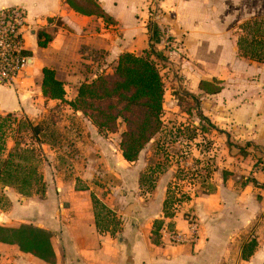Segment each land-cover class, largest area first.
Instances as JSON below:
<instances>
[{"label": "crops", "instance_id": "crops-1", "mask_svg": "<svg viewBox=\"0 0 264 264\" xmlns=\"http://www.w3.org/2000/svg\"><path fill=\"white\" fill-rule=\"evenodd\" d=\"M95 1L111 21L81 14L66 0H0V9L26 8L29 27L25 32V46L31 57L18 88L0 85L1 114L32 118L43 112L36 102L43 101L48 107L61 102L46 99L42 94L44 67L56 71L64 82L66 99L71 101L83 82L100 74L113 73L123 53L149 52L151 58L167 56L160 35L168 29L183 41L184 55L188 57L183 62L184 68L222 67L229 71L231 65H235L241 71L239 77L245 85L240 89L242 92L244 88L240 99L246 103L235 116L236 121L232 120L234 114L222 116L224 120L231 116L230 121L239 124L227 126L223 122L224 126L218 127V123L212 126L218 133L221 148L213 172L215 189L190 200L173 218H166L163 210L173 172L166 170L160 174L152 192L145 191L140 176L148 163L135 167L139 157L129 165L127 187L112 186L110 182L103 188L102 180L114 179L112 173H120L117 166L130 164L122 155L115 154L114 158L110 151L108 156H102L99 149L97 156L82 161L86 164L82 168L73 166L80 160L71 161L66 156L61 159L65 165L63 171L57 170L58 163L51 157L47 172L44 175L40 172L47 187L44 198L33 195L34 191L38 194L36 190L24 196L12 186L4 185V189L12 204L10 210L18 213V227L31 224L52 232L55 261L45 262L22 252L16 245L0 243V264H264V63L240 56L237 43L243 24L264 19V0H160L161 15H156L154 22L160 34L153 40L146 1ZM42 29L54 37L47 47L38 45L37 32ZM226 74H213L211 79L202 76L195 87L203 92L199 88L202 80L222 81L219 93H205L217 100L229 93L225 83L231 76ZM68 107L77 116H84ZM204 116L212 123L210 116ZM92 128L97 149L102 143L96 138L100 131L94 124ZM233 130L238 141L228 137L234 135ZM82 133L79 128L78 135ZM230 142L240 147L246 145L242 155L231 156ZM38 143L42 148L52 147L48 140ZM109 145L111 143L104 140L100 148L104 150ZM14 146L15 141L7 138L2 157L7 158ZM236 163L244 167L243 171L250 174L253 181L240 186L228 180L229 175L238 172ZM93 197L111 212L106 220L102 217L106 213L101 214L102 230L97 226ZM187 211L194 214L199 224L197 242L182 245L164 241L160 233L164 227L187 230L190 225L184 218Z\"/></svg>", "mask_w": 264, "mask_h": 264}, {"label": "rangeland", "instance_id": "rangeland-1", "mask_svg": "<svg viewBox=\"0 0 264 264\" xmlns=\"http://www.w3.org/2000/svg\"><path fill=\"white\" fill-rule=\"evenodd\" d=\"M144 1H146L149 10H151L152 6H150L149 2L147 0ZM153 3L154 10L152 14L161 15L159 12L160 8L158 7L160 0H155ZM155 19L156 16L151 17L149 23H152L153 29L158 30L157 26L154 24ZM262 23V29L264 30V19ZM244 26L245 29L241 26V30L238 31V33L246 36L247 39H249L248 41H250L253 36L254 25L252 21H249V23H245ZM167 30L168 29H166L165 32H168ZM175 36L180 40L179 43L182 49H184L183 41L180 36ZM246 45H248V42H246ZM166 55L167 56H155L152 58L161 71L165 85L164 109L162 113L163 128L162 131L146 145L140 154L139 164L135 165V167H142L141 164L144 162L148 163L140 176V184L145 191L152 192L158 176L167 170L174 173L170 184L172 185L171 191L173 194L177 198H182V193H185V195L191 197L190 200H193L215 189L216 176L213 172L217 165L216 157L221 148L219 146L220 140L218 133H216V130H212V126L217 123L218 127L222 124L224 126L223 122H226L227 126L239 124V122L230 121L231 116L227 118V120H224L222 116H226L227 113L234 114L232 120L236 121L237 118L235 116L239 115L240 108L246 103L245 100L240 99L244 88L242 92L240 89L245 83L244 85L241 83L239 76H242V73L235 65H231L229 71L228 68L222 67H216L214 69L209 67L184 68L183 66L185 65H183V62L188 60V57L184 55V50L182 53H179V55L174 54L171 56L168 55L167 52ZM223 72L231 76L228 83L225 81V86L229 89V93L226 92L223 96L215 100L212 96L196 89V81L201 79L202 76L211 79L213 74H222ZM251 80L255 81V79ZM36 103L43 109V112L38 114V116L23 118L22 116L12 114L16 117L17 122L9 128L8 138L13 141L17 139V128L20 126L18 123L21 121V127L23 128L22 145L23 147H34L39 151L38 167L43 175L48 170L47 163L50 162L49 159H51V157L55 158L58 163L55 165L57 170L63 171L65 165L61 159L66 156L68 159H72L71 161L80 160L79 163L73 166L74 168H82L86 167V164L82 161H86L91 156H97L99 149V154L102 156H108V152L110 151L114 158H116L115 154L122 155L119 144L122 133L126 130V125L121 119L118 121L116 131L100 132L96 137L98 138L97 141H102L100 146L104 144V140L110 142L111 145L104 150L101 149L100 146L96 149V140L94 139L95 130L92 128L94 123L88 117L77 116L72 110L70 111V108L64 102H55L56 104L52 107L44 106L47 103L44 104L43 101ZM249 103L250 101L247 100V104ZM253 103L254 102L251 103L252 106H254ZM204 115L210 116L211 122L214 123V120L216 123H210ZM257 116H259V118L262 116L261 110ZM31 123L40 124L42 129L46 130L47 136L45 139L51 144V148H42L41 144L31 138ZM255 127L258 128L259 126L255 125ZM79 128H81L83 132L80 135H78ZM233 131L234 135L230 134L228 137L230 136L231 140L238 141V135H235L237 134L236 130ZM228 146H231V156H237L246 145L243 144V146L240 147V145L230 142ZM255 156L257 157V155ZM124 165L126 166H117V168L120 169V173H118V175L112 173L114 179L102 180L101 184L103 188L108 187L106 184L110 182L113 184L112 186L119 184L120 187H127L126 173L128 168H130L129 165L132 164ZM235 166L239 168L235 170L238 172H233L231 176L229 175L228 180H231L233 184L236 182L240 186H244L247 182L253 181L250 174L243 171L244 167L241 164L236 163ZM143 174L146 176L141 179ZM120 177L124 179L122 180ZM205 178L206 180L202 182ZM39 189L38 194L34 193V191L33 195L36 194L44 198V192H41V188ZM190 200L183 201V204L178 208V212L183 210V206L190 202ZM16 203L18 204V198ZM11 207L12 204L7 197L4 185L0 184V223L3 224V226L9 225L7 227L16 228L18 227V213L14 210L11 211ZM184 218L187 220H190V218L196 219L194 214H191V211H187L184 214Z\"/></svg>", "mask_w": 264, "mask_h": 264}, {"label": "trees", "instance_id": "trees-1", "mask_svg": "<svg viewBox=\"0 0 264 264\" xmlns=\"http://www.w3.org/2000/svg\"><path fill=\"white\" fill-rule=\"evenodd\" d=\"M66 3L81 14L96 15L107 22L111 21L95 0H66ZM252 24V39L248 41L242 35L237 42L239 54L264 63L263 23L262 20H255ZM242 26L245 29L244 24ZM149 29L152 30V40L160 34L153 26ZM37 38L40 47H47L54 37L42 29L37 32ZM150 52H154L153 46ZM42 74L43 96L46 99L60 100L70 105L73 110L82 112L100 132L116 131L120 119L125 123L126 130L122 133L119 146L123 158L129 163L136 162L146 145L162 131L165 85L161 71L149 52L143 55L131 52L121 54L113 73L100 74L91 81L83 82L78 88L77 96L71 101L66 99L64 82L57 77L54 69L44 67ZM221 84L222 81L217 79L202 80L199 88L204 93L216 94L222 90ZM15 122L17 119L12 114L0 113V183L14 187L24 196H30L34 190L39 192V188L44 192L45 184L38 167L39 151L34 147H23L21 121L18 123L20 126L17 128L18 135L13 150L7 158L2 157L6 150L8 130ZM30 125L33 140L37 143L47 140V132L40 124ZM145 176L143 174L141 179ZM205 180L206 178L202 182ZM171 190L172 185L164 201L166 218H173L183 201L191 198L185 193H182V198H177ZM93 204L96 208L97 226L102 230L101 214L106 213L102 216L106 220L111 212L96 197H93ZM52 238L51 231L31 224H22L16 228L0 225V243L16 245L22 252L49 263H53L56 258Z\"/></svg>", "mask_w": 264, "mask_h": 264}, {"label": "built area", "instance_id": "built-area-1", "mask_svg": "<svg viewBox=\"0 0 264 264\" xmlns=\"http://www.w3.org/2000/svg\"><path fill=\"white\" fill-rule=\"evenodd\" d=\"M150 4V17L154 10L153 2ZM26 8L23 6L3 7L0 9V85L18 88L20 79L26 68L30 66V55L25 46V32L28 30ZM151 25V24H150ZM163 48L168 55L183 52L180 40L170 32H162ZM181 55V54H180ZM180 207V206H179ZM178 207V208H179ZM186 231L164 227L160 233L164 241L171 244H195L199 236V224L190 218Z\"/></svg>", "mask_w": 264, "mask_h": 264}]
</instances>
